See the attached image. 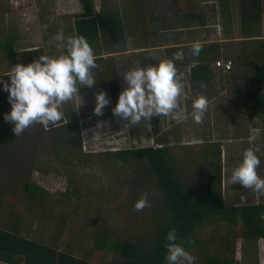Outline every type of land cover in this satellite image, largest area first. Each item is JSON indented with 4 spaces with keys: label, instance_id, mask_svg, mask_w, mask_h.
Returning a JSON list of instances; mask_svg holds the SVG:
<instances>
[{
    "label": "rangeland",
    "instance_id": "374dc122",
    "mask_svg": "<svg viewBox=\"0 0 264 264\" xmlns=\"http://www.w3.org/2000/svg\"><path fill=\"white\" fill-rule=\"evenodd\" d=\"M21 1L25 5L24 7L21 6V10L14 9L6 15H3L5 7H0V44L7 36L16 37L14 49L17 52L42 49V54L56 56L57 49L61 50V48L56 46L58 42L54 37L58 32H62L64 35L72 33L75 22L74 15L83 12L82 4L79 0ZM138 2L139 0H97L94 8L96 11L101 9L112 11L121 22V32L125 40L124 48L114 46L103 36L100 37L99 42L102 48V54H100V57L103 58L102 65L108 66V68L112 66L118 72H122L120 78L122 80L119 82L120 91L125 86L123 74L130 68L141 66L139 65L140 60L142 63L144 62L143 66L152 65L169 58L174 50L176 52L182 50L181 46L176 49L174 46L170 50L164 48L163 51L167 52V56L162 59L159 57L157 48L153 51L155 57L152 55L149 57V52H140L143 50L142 32L144 27H148V25H142L140 22L142 16L137 7ZM262 2L264 6V0ZM77 3H80L79 6ZM190 10L191 8H188V12ZM147 18L150 17L147 16ZM237 23L234 20L233 26L236 27V37H240ZM151 25L153 27L154 24L151 23ZM168 32L170 33V31ZM169 33L167 37H170ZM152 38L149 35V39L152 40ZM261 39H264V33ZM154 44L156 46L161 45L157 40H154ZM215 46L217 48V42ZM164 47H169L168 41ZM260 47L258 48L260 49ZM235 49L238 50V47L236 46ZM34 52L32 51V54L35 56ZM202 52H206V50L202 49ZM141 53L144 56L138 57ZM237 54L239 56V50L236 51ZM36 57L39 58L38 55ZM251 57L253 62H257L253 56ZM145 59L150 64H147ZM216 61L213 62V66L223 71L216 64ZM232 61L236 71H241L242 60L240 61L238 57V60L235 61L233 58ZM217 62L224 63V60L219 58ZM98 65L100 66V64ZM123 65L125 66L122 68ZM7 67L8 61L0 53V76H3L6 81L9 79L6 75L8 73ZM222 74L226 76L225 73ZM93 75L96 78L95 74ZM229 79L232 82L231 85L225 84L222 81L224 79L196 82V89L193 87V82H189L192 87L190 92L195 91L196 95H203L207 99L206 110L201 122H195L198 131H201L203 125V128L207 129L212 125H217L216 118H218L217 121H221L238 115L237 109L241 106L242 97L232 95L233 92H237L238 95V91L233 87L237 86L238 90L242 88L240 83L235 85L233 78ZM241 81L242 79L239 80V82ZM98 91H105L110 97V103L104 107L103 114L100 116H97L93 111L95 93ZM7 96L6 91L0 90V132H8L15 137V141L0 149L1 228L8 229L15 223L20 224L21 228L31 230L30 235L38 240L50 243L56 241L59 248H62L66 243L77 249H81L83 245L92 247L93 242H95L94 239H98V233L103 230H109L113 232L115 239L125 241L139 243L144 239L149 242L154 239L159 225L163 223L161 214L166 205L155 185V178L145 170L144 163L134 160L128 162L114 161L107 159V156L111 157V155H105V152L150 146L151 144H145V142H149V138H152L154 143L157 137L156 133L160 128L157 126L154 116L146 123L142 120L138 125H118L119 117L112 118L111 109L115 103L109 89L93 86L82 87L79 93L74 94L70 100L62 105V111L63 108H66L72 119L78 121L82 139L95 144V146L88 148V151H83L81 148V152H77L67 144L66 136L55 141L56 129L54 127L58 122L51 126L34 122L21 135L15 136L12 131V124L4 119V114L11 109ZM182 97L180 96L181 100ZM189 103L192 105V101ZM189 103L187 106H190ZM212 105L213 109H211ZM169 118L171 120L170 115ZM253 122L256 124V129L252 132H256L260 137L258 146H260L261 154L264 156V107ZM234 123H236V119H234ZM246 126L249 128L252 124L246 122ZM178 129L179 127L176 125L166 126L164 133L170 134L167 137L169 144L176 145L178 143ZM189 129L188 127L183 128L187 132L190 131ZM257 140L258 138H256ZM69 153L71 156L67 157ZM170 164L173 167V164ZM174 166L175 168H173L176 169L175 163ZM203 169L204 165L201 168H196L195 172H202ZM190 170L191 168L185 169L187 174L190 173ZM260 176L264 177V170ZM192 178L193 175H186L185 182L187 183L190 179V183H192ZM31 182L41 188L40 194L34 190V187L30 188L29 193L24 190L27 184L33 186ZM189 187L192 186L189 185ZM145 191L149 194L148 206L140 211L134 210V203ZM232 193L234 192H228V194ZM34 194V197H37L32 199L31 195ZM231 197L233 196H226V199H232ZM235 198L239 200L238 197ZM254 200L264 204V192H258ZM239 201L240 204H246L253 200L246 196ZM212 218L201 223L194 232L197 237L202 234L200 237L202 243L196 241L200 247V252L205 255L203 249L205 242L209 250L220 247L218 251H225L228 250V244L232 243L234 246L237 241H240L241 256H244V252H246V255L252 258L254 250L251 242L246 243V241L234 237L236 232H242L244 227L236 226L235 232H233L232 226L223 222L222 225L225 226V230L220 228L221 230H213L214 233L211 231L205 233L209 226L215 225L208 223ZM209 233L217 238L208 237ZM101 252L103 254L108 252L112 255V251L109 249ZM217 256L224 262L227 253L226 256Z\"/></svg>",
    "mask_w": 264,
    "mask_h": 264
},
{
    "label": "trees",
    "instance_id": "16d2710c",
    "mask_svg": "<svg viewBox=\"0 0 264 264\" xmlns=\"http://www.w3.org/2000/svg\"><path fill=\"white\" fill-rule=\"evenodd\" d=\"M216 1L218 2L216 3L217 7L219 6L220 9L219 12L227 19L230 14L229 9L223 6L228 4V0ZM79 2L82 4L83 12L74 15V30L67 35H82L87 38L94 50L97 63V67L92 69L93 74L96 76V84L93 87L108 88L114 103H116L120 93L119 79L121 73L112 66L108 68V66L102 65L103 58L100 57L102 48L99 42L100 37L103 36L114 46L124 48L125 40L121 32V22L119 21V17L110 10L101 9L100 11H96L93 0H79ZM217 7L213 8L214 12L217 10ZM263 7L262 0H238L240 33L243 41L241 42L237 60L238 57L240 61L242 60L241 71H236L231 59L224 60V62L230 61L232 67L223 73L227 77L236 80L235 84L239 85L240 83L241 85V90H238L237 86L233 87L238 91V95L237 92H233L232 95L242 97L241 103L244 105V112L248 119H253L264 107V39H261L263 37ZM15 40L16 37L7 36L0 44V53L8 61L7 72L12 65L16 63H30L34 59H37L36 55L40 56L42 54V49L17 52L14 49ZM254 46H256L255 49H253ZM259 46H261L260 49L258 48ZM32 51H35V56L32 54ZM63 51L64 49H57L56 56L60 55ZM201 55L202 52L198 56H195L201 59ZM251 56L257 62H253ZM184 59L187 62V59ZM189 69L192 82L208 81L210 65L208 62L205 63V60L197 61ZM241 79L242 81L239 82ZM63 112L65 119L59 121L54 127L56 129L55 141L58 138L66 136L67 144L75 151L81 152L82 134L78 121L72 119L66 108H63ZM160 134L157 135V138H159ZM14 141L15 137L8 132H0V149L12 144ZM159 141H161V138L157 139V142ZM168 154V147L158 143L154 146H139L105 152V155H111V157L107 156V159L110 160H121L122 162L134 160L144 163L145 170L155 178V185L166 205L164 212L160 213L163 223L159 225L158 232L151 242L147 239L139 243L115 239L116 237H114L113 232L103 230L98 233V239H94L95 248L102 250L109 249L113 254L121 256L123 262L127 264H166L164 260L166 252L164 244L166 242L165 235L168 230L175 228L179 241L184 242L186 248H190L194 245L193 242L196 239L194 234L196 229L201 223L211 217L225 219L232 225L241 223L244 227L243 235L246 239H264V204L246 203L240 206L226 207L223 203L220 188V166L214 169V173L210 177L207 176V178L201 180L200 183L190 189L186 188L182 178H179L175 169L170 165ZM69 155L70 153L67 157L71 156ZM31 184L33 186L27 184L24 187L27 193L30 192L31 187H34V190L38 191L39 194L42 192L41 188L32 182ZM34 196L35 194L31 195V198L37 197ZM208 223L212 224V222ZM213 223L216 224L215 219ZM30 234L31 230L21 228L20 224L17 223L11 225L8 229L0 227V263L90 264L84 258L73 256L72 252L74 248L69 244H64L62 249H60L56 241L52 243L43 242V240H38ZM217 258L215 257L216 262L222 261L218 256ZM230 263L231 260L228 261V264Z\"/></svg>",
    "mask_w": 264,
    "mask_h": 264
},
{
    "label": "crops",
    "instance_id": "0c3cea01",
    "mask_svg": "<svg viewBox=\"0 0 264 264\" xmlns=\"http://www.w3.org/2000/svg\"><path fill=\"white\" fill-rule=\"evenodd\" d=\"M96 2L93 0V4L95 5L94 8L96 7ZM216 3V0H139L137 7L139 8V12L142 16V21L140 22H142V25H148V27H144V31L142 32L143 50L140 52H149V57H151L150 55L155 57L153 51L157 48V51H159V57L162 59L164 56H167V52L163 51L164 48H169L170 50V48H174V46L175 49L181 46V49L184 52V58L187 59V62L185 59H183L177 60L175 63L177 67V78L183 86L181 94L183 97L182 100L179 97L178 102L181 107L185 108L186 111L188 110V118L184 121L178 122L172 118L170 120L169 116L153 115L154 120L157 121V126H160L156 135L161 133L159 136L161 141L157 142V139L159 138L156 137L153 143L151 140L152 138H149V142H145V144H151L154 146L158 143L168 147L169 163H172L174 168V163L176 164L175 172L178 174L179 178H182L186 188L190 189L191 187H189V185L194 187L197 183H200V178L203 180L207 178V176L210 177L213 175L214 169L220 166V188L222 191L223 203L226 207L242 205L239 203V200L245 198L246 196L253 200L250 203H260L254 200L258 192L253 191L250 188H243L239 182H235L233 184L230 179L232 170L242 160L245 149L249 147H260L258 146L260 137L258 134H256V132H252L254 129H256V124L253 121L260 113H258L253 119H248L244 112V105L241 103L240 108L237 109L238 115L236 117L231 119L228 117L229 119L226 118L225 120L221 121H217L218 118H216L217 125H212L209 127V129L203 128V125L201 131L197 130V125L195 123L196 121L192 118V105H190L189 102L193 101V99L198 95L195 94V91L190 92V90L192 91V87L190 86L191 83L189 82L192 80L190 79L189 68L196 64L197 61L205 60V63L208 62L211 65L210 72L208 74L209 79L207 82H210L211 79H218L220 81L224 79L222 81H224L225 84L231 85L232 82L229 77L224 76L222 74L223 71L215 68L213 66V62L219 60V58L222 60H233L234 58L236 61L238 56V54L236 55V51L238 52L241 47V42L243 41L240 33L238 0H228V4L223 6L224 8L229 9L230 14L227 19L221 15L219 12V6L217 7ZM77 4L79 6L80 3ZM1 6L3 8L5 7L3 10V15H6L14 9L21 10V6L24 7L25 5L21 0H0V7ZM214 7H217L215 12L213 10ZM188 8H191L189 12ZM147 16L150 18H147ZM234 20L238 22L237 27L241 38L236 37L235 35L236 27L233 26ZM263 21L264 12L262 18V31ZM151 23L154 24L153 27H151ZM168 31H170V33ZM168 33L170 34V37H167ZM263 33L264 32H262V34ZM149 35L153 37L152 40L149 39ZM154 40H157V42H159L161 45L156 46L154 44ZM167 41L169 42V47H164L167 45ZM197 41L202 43V49L206 50V52H202L201 49V59H198L191 53L192 44L193 42ZM216 42L218 44L217 48L215 46ZM236 46L238 47V50L235 49ZM149 49L151 50L149 51ZM175 52L176 51L174 50L170 57H173ZM143 56V53L138 55V57ZM146 62L147 64L149 63V61ZM143 63L140 60L139 65L143 66ZM119 80V82H121L122 79ZM195 84L196 82L193 81L194 89L197 88ZM212 99L213 98L211 97V100ZM188 103L190 106H187ZM211 109H213V105L211 106ZM116 117L117 116L113 115L112 118L115 119ZM234 119H236V123H234ZM193 120L194 122H192ZM212 120L213 119L211 118V121ZM246 122L251 123L252 126L247 128ZM126 123L127 121L121 120L119 117V121H117L118 125H123ZM129 125L131 126L132 124ZM169 125H176L179 127V135H177L178 143H176V145L169 144L167 142V137L170 134L164 133V130L166 126ZM217 126H220V128H217ZM187 127L190 128L189 132L183 130V128ZM184 132L187 134H182ZM256 138H258L257 141ZM261 152L262 151H260L259 148V152L257 153L260 158V165L257 168L259 176L264 170V156L261 154ZM202 165H204L203 171L195 172L196 168H201ZM187 168H191L190 173L188 174L185 171ZM189 174L193 175L192 183H190V179L187 181V183L185 182V177ZM229 191H233L234 193L228 194ZM226 196L233 197H231L232 199H226ZM235 197H238L239 200H236ZM214 219L216 224L214 226H209L205 233L209 231L214 233L213 230H225V226L222 225L223 222L227 223L226 225L232 226L231 230L233 232H235L236 226L243 227L241 223L232 225L229 224L225 219L219 218H213L208 222L213 223ZM201 236L202 234L198 236L199 238L196 236V239L193 242L194 245L188 248V250L197 257L196 264H228L229 260H231L230 264H264V239H246L243 235V231L236 232L234 237H236L238 240H244L246 243L250 241L251 245H253L252 249L254 250V254L251 258L246 255V252H244V256H241L242 249L240 247V241H237L236 245L234 246L231 245L232 243L228 244V250L225 251H218L220 247L216 249L211 248L209 250L207 245H205V242L203 243V249L205 252L204 255L200 252V247L196 242L197 240L199 242L201 241ZM208 237L217 238L211 234ZM73 248V256L77 258H84L90 264H127L126 262H123L122 257L118 254L115 255L112 253L111 255L108 252L107 254H103L101 252L102 250L95 248L94 242L92 247L90 245H83L81 249H77L75 247ZM217 255H225L226 260L224 259V262H216L215 257L217 258Z\"/></svg>",
    "mask_w": 264,
    "mask_h": 264
},
{
    "label": "clouds",
    "instance_id": "9594fccd",
    "mask_svg": "<svg viewBox=\"0 0 264 264\" xmlns=\"http://www.w3.org/2000/svg\"><path fill=\"white\" fill-rule=\"evenodd\" d=\"M54 39L58 42L57 47L64 49L60 55L41 54L30 63L12 65L6 74L7 81L0 76V90L8 93L7 100L11 105L4 119L12 124L15 136L21 135L34 122L51 126L61 121L64 119L63 103L79 93L82 87L96 84L92 72L97 67L96 55L87 38L58 32ZM202 47V43L193 42L192 54L198 56ZM183 59L184 52L178 50L172 58L127 70L122 76L125 86L111 109L113 115L127 121L126 125H138L142 120L146 123L153 115H170L178 122L186 120L188 113L178 102L183 86L177 78L175 63ZM109 103L110 97L105 91L96 92L94 113L102 115ZM206 106L205 96L193 99L192 118L197 123L201 122ZM258 152L259 148L245 149L242 160L232 170L230 179L233 184L239 182L243 188L264 192V177L257 172L260 165ZM148 195L146 191L141 194L133 205L134 210L140 211L148 206ZM165 241L166 264H196L197 257L179 241L175 228L168 230Z\"/></svg>",
    "mask_w": 264,
    "mask_h": 264
},
{
    "label": "built area",
    "instance_id": "2783aa9c",
    "mask_svg": "<svg viewBox=\"0 0 264 264\" xmlns=\"http://www.w3.org/2000/svg\"><path fill=\"white\" fill-rule=\"evenodd\" d=\"M216 64H217L218 66H220V67L223 69V71H228V70H230L231 67H232L230 61H227V62H224V63H220V62H217V61H216ZM97 143H98V142H97ZM93 146H95V144L90 143V142L85 141V140L82 139V149H83V150L86 149L85 151H88L87 149L90 148V147H93ZM0 264H1V263H0Z\"/></svg>",
    "mask_w": 264,
    "mask_h": 264
}]
</instances>
